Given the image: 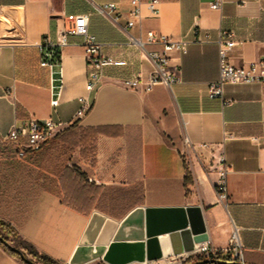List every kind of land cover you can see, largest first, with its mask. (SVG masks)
<instances>
[{
	"label": "crops",
	"instance_id": "obj_1",
	"mask_svg": "<svg viewBox=\"0 0 264 264\" xmlns=\"http://www.w3.org/2000/svg\"><path fill=\"white\" fill-rule=\"evenodd\" d=\"M212 2L159 0L157 14L143 5L142 20L128 28L131 0H0V141L31 119L67 124L37 154L20 159L12 147L13 156L0 150V219L39 252L83 264L108 218L121 222L139 207L200 206L216 247L227 246L236 226L246 262L264 264V87L229 84L222 98L209 95L220 76L223 33L236 43L228 52L234 66L264 60V0H227L217 10ZM108 3L118 8L95 10ZM79 15L89 16L106 55L126 61L106 67L91 94L81 37L52 49L60 60L51 67L42 64L44 40L56 41ZM148 31L185 37L189 45L171 53L180 82L145 92L125 81H146L148 52L162 50L129 45V36ZM83 96H91L92 107L76 119ZM222 157L226 200L217 191ZM73 166L90 188L74 193L71 207L63 174ZM0 264L26 263L0 242Z\"/></svg>",
	"mask_w": 264,
	"mask_h": 264
},
{
	"label": "built area",
	"instance_id": "obj_2",
	"mask_svg": "<svg viewBox=\"0 0 264 264\" xmlns=\"http://www.w3.org/2000/svg\"><path fill=\"white\" fill-rule=\"evenodd\" d=\"M227 0H214L211 3L212 9H221ZM132 9L130 11V19L128 20V28L134 27L137 22L142 20V6L147 5L153 14H157V6L159 0H131ZM118 8L115 3L103 5H95V10L100 14L114 12ZM70 36H79L82 38V46L88 64V79L86 90L89 94L93 93L103 82L105 77V68L109 66H123L126 61L116 60L112 56L106 55L103 51L102 44L97 37L91 33L89 29V16L79 15L76 17L73 26L70 29L63 30L56 41L46 38L42 45L45 51L46 60L43 66L51 67L53 65L51 49L57 47H65L69 44ZM231 36L223 33L219 40L220 43V76L216 82L209 85V95L212 98H222L225 87L229 84H260L264 87V60L252 63L248 66L237 67L228 60V52L236 45ZM210 36L206 35V40ZM159 44L161 51L148 52V56L152 61L153 69L149 73L148 79L142 81L141 77L132 78L125 81V85L130 88L142 87L145 92H149L156 85H166L171 87L180 82L179 74L170 69L171 53L174 51L186 53L188 51V40L183 38H172L155 31H148L146 37L136 38L129 36V45L134 46L142 51L147 52L146 46ZM80 107L76 113V119L83 118L91 109V96H83L79 99ZM58 101H53V105H57ZM67 127L62 121L48 119L39 121L31 119L22 125H15L4 141L14 148L17 158L23 159L31 154L39 153L44 145L51 140L56 133ZM202 148H209L207 145ZM223 169L221 178L217 184V191L220 200H226L228 196V188L226 184V174L228 172L225 159L221 158ZM214 260L216 262L207 264H248L245 259L244 245L241 241L239 229H235L224 248L216 247L209 238L206 241L194 244L191 251H184L173 255V258L165 259V264H191L197 261ZM223 263H219V262Z\"/></svg>",
	"mask_w": 264,
	"mask_h": 264
},
{
	"label": "water",
	"instance_id": "obj_3",
	"mask_svg": "<svg viewBox=\"0 0 264 264\" xmlns=\"http://www.w3.org/2000/svg\"><path fill=\"white\" fill-rule=\"evenodd\" d=\"M95 220L90 229L95 226ZM162 235L169 236L174 254L191 251L194 244L209 239L203 209L200 206L139 207L121 222L104 220L92 243L98 247L106 246L103 259L109 264H130L161 259L163 252L159 237ZM0 241L18 251L26 264H36L2 236ZM213 262L216 261L191 264Z\"/></svg>",
	"mask_w": 264,
	"mask_h": 264
},
{
	"label": "trees",
	"instance_id": "obj_4",
	"mask_svg": "<svg viewBox=\"0 0 264 264\" xmlns=\"http://www.w3.org/2000/svg\"><path fill=\"white\" fill-rule=\"evenodd\" d=\"M52 62L60 60L59 52L52 51ZM65 179V201L71 207H74L72 203L74 199V193L82 192L84 195L90 188L89 182L87 181V177L84 172L81 171L78 167L73 166L72 168H67L63 174ZM86 188V189H85ZM80 196V195H79ZM80 209V208H79ZM0 236H2L7 242H9L15 248L21 250L24 254L30 255L36 264H60L50 256L43 254L37 250V248L29 243L26 240H23L15 228L0 219ZM1 242V241H0ZM8 251H10L13 255L17 256L18 258L22 259L20 253L16 250L11 249L3 242H1ZM23 260V259H22Z\"/></svg>",
	"mask_w": 264,
	"mask_h": 264
},
{
	"label": "rangeland",
	"instance_id": "obj_5",
	"mask_svg": "<svg viewBox=\"0 0 264 264\" xmlns=\"http://www.w3.org/2000/svg\"><path fill=\"white\" fill-rule=\"evenodd\" d=\"M59 134V133H58ZM56 136V135H55ZM52 140V139H51ZM51 140H49L43 147V149L45 148V146L47 144H49L51 142ZM42 149V150H43ZM0 150L2 152H4L3 154H8L10 156H13V151L11 149V146L9 144H6V143H3L0 141ZM95 246V245H94ZM93 246V247H94ZM93 247H91L90 249V252H89V256L86 260H84L83 264H109L108 262H106L104 259H103V256H104V252L106 250V246L105 247H98V250L96 253H92V249ZM27 256V258H29L30 260H33V258L28 255V254H25ZM173 255H175L174 253L170 256H168L166 259H169V258H173ZM165 258V257H164ZM163 258L159 259V260H155V261H151V262H133V263H130V264H165L166 261L162 260ZM34 261V260H33Z\"/></svg>",
	"mask_w": 264,
	"mask_h": 264
},
{
	"label": "bare ground",
	"instance_id": "obj_6",
	"mask_svg": "<svg viewBox=\"0 0 264 264\" xmlns=\"http://www.w3.org/2000/svg\"><path fill=\"white\" fill-rule=\"evenodd\" d=\"M160 240V244H161V248H162V252H163V256H162V260H165L168 256L172 255L173 252V248L169 239L168 235H162L159 237ZM98 250V246H94L92 249V253H96ZM165 257V258H164ZM146 262H151V261H146Z\"/></svg>",
	"mask_w": 264,
	"mask_h": 264
}]
</instances>
